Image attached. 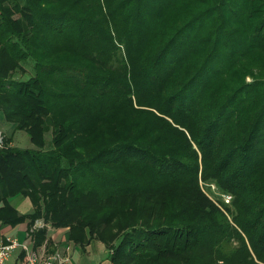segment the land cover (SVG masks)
<instances>
[{"label":"trees","instance_id":"1","mask_svg":"<svg viewBox=\"0 0 264 264\" xmlns=\"http://www.w3.org/2000/svg\"><path fill=\"white\" fill-rule=\"evenodd\" d=\"M0 112L1 222L111 264H264V0H0Z\"/></svg>","mask_w":264,"mask_h":264},{"label":"crops","instance_id":"2","mask_svg":"<svg viewBox=\"0 0 264 264\" xmlns=\"http://www.w3.org/2000/svg\"><path fill=\"white\" fill-rule=\"evenodd\" d=\"M2 118L0 112V131L8 134L10 129L2 123ZM3 205L1 202L0 208ZM7 205L18 216H27L33 211L31 201L23 195L8 198ZM35 222L29 224L28 219L13 224L0 221V242L6 236L11 235L26 247L24 250L19 249L12 252L10 257L1 264H24L26 255L29 252L42 256L55 251H62L68 256V261L65 264H111L110 250L99 240L92 238L86 243H75L69 240L66 228H53L50 226H47L43 239L37 236V230L42 227H37Z\"/></svg>","mask_w":264,"mask_h":264},{"label":"built area","instance_id":"3","mask_svg":"<svg viewBox=\"0 0 264 264\" xmlns=\"http://www.w3.org/2000/svg\"><path fill=\"white\" fill-rule=\"evenodd\" d=\"M3 143V135L0 131V146ZM225 202L227 203L230 199L229 195L223 196ZM37 227H43V224L39 221L35 222ZM26 249L25 245L21 244L19 240L14 236H6L0 242V264L6 261L12 252ZM68 261V256L62 251H55L53 253L39 256L33 252H29L26 255L24 264H65Z\"/></svg>","mask_w":264,"mask_h":264},{"label":"rangeland","instance_id":"4","mask_svg":"<svg viewBox=\"0 0 264 264\" xmlns=\"http://www.w3.org/2000/svg\"><path fill=\"white\" fill-rule=\"evenodd\" d=\"M28 74H23V73H18L15 75L14 74V77L15 78H20V79H24L25 76H27ZM47 138H49V136H47ZM13 143L18 146V147H21V148H27V147H31V145L29 144L28 140H27V137L23 134L21 135H16L15 138L13 139ZM1 147V146H0ZM203 188H204V192L205 194L213 201H216L218 203L219 199L221 202H223L224 204H226L225 200L223 201V193H221L219 190H217L216 186H211L209 187V184H203L202 185ZM206 189H209V190H206ZM37 221L41 222L43 224V227H47L49 226L48 223H45L42 218L38 219ZM107 232V231H105ZM108 233V232H107Z\"/></svg>","mask_w":264,"mask_h":264}]
</instances>
